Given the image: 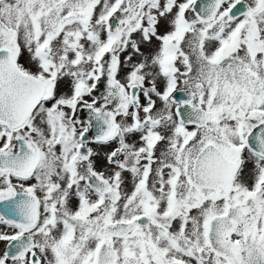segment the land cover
<instances>
[{
    "label": "snow or ice",
    "instance_id": "obj_1",
    "mask_svg": "<svg viewBox=\"0 0 264 264\" xmlns=\"http://www.w3.org/2000/svg\"><path fill=\"white\" fill-rule=\"evenodd\" d=\"M0 225V264H264V0H0Z\"/></svg>",
    "mask_w": 264,
    "mask_h": 264
},
{
    "label": "flooded vegetation",
    "instance_id": "obj_2",
    "mask_svg": "<svg viewBox=\"0 0 264 264\" xmlns=\"http://www.w3.org/2000/svg\"><path fill=\"white\" fill-rule=\"evenodd\" d=\"M82 115H84L86 117L87 113H83ZM94 148H96L100 153H101V159H102V156H103V152L107 150V147H103V146H96V145H93ZM252 164L250 163L248 165V168L249 170H251L252 168ZM4 226L0 225V228H3ZM5 249V244L4 242H0V252H3Z\"/></svg>",
    "mask_w": 264,
    "mask_h": 264
},
{
    "label": "rangeland",
    "instance_id": "obj_3",
    "mask_svg": "<svg viewBox=\"0 0 264 264\" xmlns=\"http://www.w3.org/2000/svg\"><path fill=\"white\" fill-rule=\"evenodd\" d=\"M161 30L163 31V26H162Z\"/></svg>",
    "mask_w": 264,
    "mask_h": 264
}]
</instances>
